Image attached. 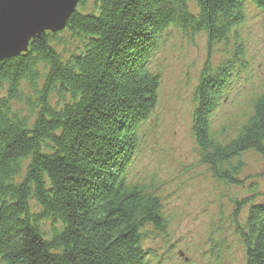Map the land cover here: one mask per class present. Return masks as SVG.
<instances>
[{
    "label": "trees",
    "instance_id": "obj_1",
    "mask_svg": "<svg viewBox=\"0 0 264 264\" xmlns=\"http://www.w3.org/2000/svg\"><path fill=\"white\" fill-rule=\"evenodd\" d=\"M192 1L91 0L87 11L79 0L62 30L0 60V264H151L144 239L166 237L168 218L155 187L129 170L157 107L161 77L151 65L170 29L203 34L209 49L233 56L214 68L207 60L191 93L198 163L242 186L243 155L264 159V87L232 135L213 125L249 71L238 28L247 6L264 13V0ZM254 197L233 200L242 264H264V203ZM220 247L211 244L215 255Z\"/></svg>",
    "mask_w": 264,
    "mask_h": 264
},
{
    "label": "rangeland",
    "instance_id": "obj_2",
    "mask_svg": "<svg viewBox=\"0 0 264 264\" xmlns=\"http://www.w3.org/2000/svg\"><path fill=\"white\" fill-rule=\"evenodd\" d=\"M238 33L249 71L231 77V81L240 80L229 88L215 112L213 125L223 136L236 132L252 96L264 87V13L247 6L245 24ZM221 49L219 45L209 49L203 34L189 39L170 29L151 65L161 77L157 107L140 130L139 151L129 170L133 180L155 187L168 218L166 237L153 234L144 239L143 247L153 254L148 253L151 264H242L243 247L233 232V200L247 201L253 194L254 203H264L263 158L243 155L239 175L243 185L229 186L198 163L190 136L191 93L201 68L207 60L214 68L233 57L231 51ZM246 74L248 78L243 79ZM246 208H236L238 221H243ZM213 241L221 244L218 255L211 250Z\"/></svg>",
    "mask_w": 264,
    "mask_h": 264
},
{
    "label": "water",
    "instance_id": "obj_3",
    "mask_svg": "<svg viewBox=\"0 0 264 264\" xmlns=\"http://www.w3.org/2000/svg\"><path fill=\"white\" fill-rule=\"evenodd\" d=\"M79 0H0V60L27 50L36 34L57 32Z\"/></svg>",
    "mask_w": 264,
    "mask_h": 264
}]
</instances>
